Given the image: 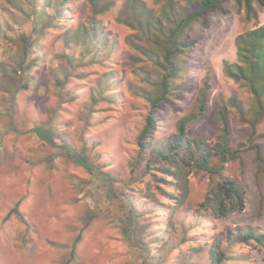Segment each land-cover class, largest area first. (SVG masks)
I'll return each instance as SVG.
<instances>
[{"label": "rangeland", "instance_id": "obj_1", "mask_svg": "<svg viewBox=\"0 0 264 264\" xmlns=\"http://www.w3.org/2000/svg\"><path fill=\"white\" fill-rule=\"evenodd\" d=\"M114 1L108 12L98 16L102 32L114 43L111 52L103 51L94 61L89 54L71 62L67 56L78 57L81 47L63 43L59 38L63 28L51 29L32 48L29 59L35 64L25 73L29 88L16 95L0 91V264H213L207 251L220 244L234 257L247 256L228 264H264V238L251 244L237 237L226 239L238 228H258L264 234V175L255 149L250 148L261 144L264 156V138L259 136L264 119L252 134L251 125L240 122L229 107L230 137L244 150L225 164L221 175L183 170L188 189L183 202L178 181L157 171L152 151L133 170L136 137L147 107L126 88L133 79L122 59L129 50L124 38L130 30L115 20L125 0ZM145 1L159 7L155 0ZM223 7L228 12L210 13L208 26H192L189 36L196 43L182 75L192 89L176 91L172 102L157 110L154 142L176 134L180 117L195 107L204 80L211 84L208 109L188 127L192 138L218 140L217 112L232 94L249 103V94L225 74L223 66L237 60L236 36L264 23V8L255 3L259 18L247 22L234 0L225 1ZM70 8L62 19L65 27L75 26L89 14L85 0H73ZM16 29L30 33L31 24ZM17 34L13 31L10 36ZM14 45L0 42V60L15 51ZM107 71L116 75L112 86L122 95L115 103L94 104L91 91ZM36 125L51 129L56 144L41 140L31 130ZM84 144L95 164L112 178L75 161L72 151H80ZM222 177L243 187L245 209L226 218L205 216L196 207L211 183ZM129 201L141 215L143 248L121 234L130 214Z\"/></svg>", "mask_w": 264, "mask_h": 264}, {"label": "trees", "instance_id": "obj_2", "mask_svg": "<svg viewBox=\"0 0 264 264\" xmlns=\"http://www.w3.org/2000/svg\"><path fill=\"white\" fill-rule=\"evenodd\" d=\"M85 1L89 14L75 26L65 27L62 19L71 10L73 0H2L0 42H14L15 51L0 60V91L16 95L29 88L25 73L35 64V59H29L32 48L39 37L51 29L63 28L59 33L63 43L66 46L81 47L78 57L67 56L71 62L84 60L89 54H93L94 61L95 57L103 55V51L111 52L114 43L102 32L103 27L98 16L108 12L115 1ZM225 1L227 0H155L159 7L154 8L145 0H125L115 18L116 22L130 30L124 38L129 50L123 53L122 59L130 69L133 79L126 82V88L133 97L142 99L147 107L144 123L136 137L137 155L131 161L133 170L145 158L146 153L152 151L157 171L178 181L176 186L180 191V202L185 200L188 191L186 182L182 180L183 170L188 168L196 172L221 175L225 164L238 159L244 150L236 146L230 137L229 107L237 112L240 122L251 125L252 134L256 132L257 124L264 119V23H261L236 36L237 60L224 62L225 74L243 88L250 99L248 104L236 94L227 99L226 104L217 112L221 123L218 140L210 142L200 137L192 138L187 134L188 127L204 116L208 109L211 84L204 80L197 91L195 107L180 117L176 134L167 140L154 142L159 121L157 110L162 104L171 103L176 91L192 89L188 82L182 80L188 55L196 43L189 36L192 26L196 23L208 26L209 16L213 11L228 12L223 7ZM234 1L239 10H244V19L247 22H256L259 18L255 3L264 8V0ZM25 22L31 24L30 33L16 29V26L22 27ZM13 31H17L16 37L10 36ZM115 76L113 71H107L98 78L90 95L94 104L99 101H118L122 92L116 91L112 86ZM31 130L48 144H56L51 129L36 125ZM259 136L264 138V132ZM250 148L255 149L258 168L264 175L261 144H253ZM86 149L87 145L84 144L80 151H72L75 161L93 173L112 178L109 172L101 170L95 164V159L86 153ZM147 168H152L150 162L147 163ZM153 176L155 179L159 178L157 173H153ZM245 206L243 187L232 178L222 177L211 183L196 210L205 216L226 218L238 211L242 212ZM127 207L130 214L121 225V234L131 240L133 246L143 248L146 245L141 215L137 213L134 202H127ZM257 229L238 228L230 231L226 239L237 237L245 244H251L252 240L262 242L264 234H260ZM207 252L212 257L213 264H228L230 260L247 259L246 255L234 257L221 244L214 245ZM71 255H76L74 250Z\"/></svg>", "mask_w": 264, "mask_h": 264}]
</instances>
